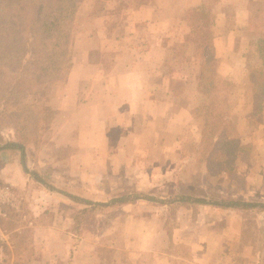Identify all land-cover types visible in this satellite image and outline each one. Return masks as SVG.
Instances as JSON below:
<instances>
[{"label": "rangeland", "instance_id": "374dc122", "mask_svg": "<svg viewBox=\"0 0 264 264\" xmlns=\"http://www.w3.org/2000/svg\"><path fill=\"white\" fill-rule=\"evenodd\" d=\"M72 16V57L128 54L158 86L112 111L101 151L56 116L64 80L0 97V264H264V0H80Z\"/></svg>", "mask_w": 264, "mask_h": 264}, {"label": "trees", "instance_id": "16d2710c", "mask_svg": "<svg viewBox=\"0 0 264 264\" xmlns=\"http://www.w3.org/2000/svg\"><path fill=\"white\" fill-rule=\"evenodd\" d=\"M79 1L0 0V83H5L7 80L5 85L1 84L0 97L9 94L7 100H16L18 97L24 98L32 91L44 96L51 85L63 82L72 65L70 46L72 15ZM201 9L203 6H199L195 10ZM201 35L203 40L199 44L200 51L198 50L196 56L204 57L203 64L205 66L214 61V50L212 43H208L210 35L203 31H201ZM212 64L216 65V63ZM205 67L198 78L204 79L209 88L215 89L218 83L214 80L216 79L214 78V69L206 74ZM13 69L18 70V76H15L16 82H11L13 76L9 71ZM220 83L227 86L229 84L228 80L223 79ZM211 99L221 100L219 93L214 94ZM219 115L220 113L217 117ZM211 132H213L212 129ZM230 140L232 138L227 140L229 146L228 141ZM4 147L17 148L24 158L22 143L10 141ZM22 161L24 164L25 160ZM125 199L121 196L116 198V202L122 203ZM198 201L209 203L204 198L198 199ZM213 204L222 205L223 202L215 201ZM247 204L252 203L236 200L224 203L229 206ZM261 205L264 206V204Z\"/></svg>", "mask_w": 264, "mask_h": 264}, {"label": "crops", "instance_id": "0c3cea01", "mask_svg": "<svg viewBox=\"0 0 264 264\" xmlns=\"http://www.w3.org/2000/svg\"><path fill=\"white\" fill-rule=\"evenodd\" d=\"M71 59L72 65L56 98V116L66 119V124H81L84 131L79 130L78 135L93 149L101 151L106 144L112 111H126L125 107L133 111L147 101L152 102L151 90L158 86V82L148 88L141 82V77H156L158 70L153 68V63L137 66L128 54L123 55L122 52L116 54L115 63L108 69L104 67L102 58L93 59L89 52L84 53L82 61L76 60L75 55ZM164 89L169 98L170 90ZM120 93L124 95L120 96ZM71 118L74 121L71 122Z\"/></svg>", "mask_w": 264, "mask_h": 264}]
</instances>
